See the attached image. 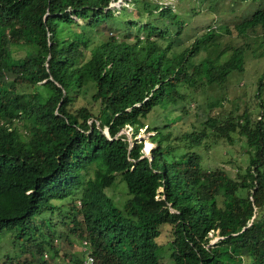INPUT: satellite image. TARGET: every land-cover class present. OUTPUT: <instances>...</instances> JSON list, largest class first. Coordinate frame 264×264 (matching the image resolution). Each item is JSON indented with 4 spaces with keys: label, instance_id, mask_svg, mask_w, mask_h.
Returning <instances> with one entry per match:
<instances>
[{
    "label": "trees",
    "instance_id": "1",
    "mask_svg": "<svg viewBox=\"0 0 264 264\" xmlns=\"http://www.w3.org/2000/svg\"><path fill=\"white\" fill-rule=\"evenodd\" d=\"M130 1L131 10L106 8L109 0H0V239L12 249L0 264H31L43 252L54 259L57 245L80 241L95 264H159L164 232L172 264H264V71L254 94L259 119L247 111L207 116L170 139L155 115L163 112L162 128L180 119L166 109L181 101L187 112L180 88L242 71L244 51L188 69L201 40L173 50L164 25L178 23L170 7ZM262 10L235 34L261 28L264 56ZM105 28L116 30L98 38ZM11 45L24 55L14 58ZM84 89L90 103L71 109L69 92ZM124 125L132 138L143 127L155 132L150 161L139 158L142 142L128 149ZM232 134L248 153L244 165L232 176L205 167L194 148L210 146V136L231 143ZM116 174L128 196L120 207L104 193ZM210 231L218 237L211 244ZM79 254L61 256L79 264Z\"/></svg>",
    "mask_w": 264,
    "mask_h": 264
},
{
    "label": "rangeland",
    "instance_id": "2",
    "mask_svg": "<svg viewBox=\"0 0 264 264\" xmlns=\"http://www.w3.org/2000/svg\"><path fill=\"white\" fill-rule=\"evenodd\" d=\"M124 1V3H123ZM128 0H119L122 5H125ZM171 4L172 12H175L177 17V24L171 22L170 19H164V25L166 26V36L170 41L171 48L175 51H180L188 46L195 38L199 37L203 32L204 28H201L200 23L204 19L205 13L206 18L203 20L204 24H210L212 17L220 19L217 23L222 26L218 30L217 27L211 30H216L215 33L218 35L215 39V51L209 55L212 47L202 48L200 46L197 53L191 57L190 63L188 62V69L197 65L199 62L209 60L212 63H220L226 60L230 54L236 49H241L243 53V69L240 72L230 70L226 77L220 82H213L211 84L203 85L198 89L192 88H180V92L185 95V102L183 107L187 105L189 109H186L184 114L181 109V101L176 102L167 106L169 115L179 114L180 119L173 122L167 123L165 128L160 127V122L163 121V112L156 114L154 118V124L159 125V130L162 133L169 132V138H177L185 132H190L193 126L198 125V122L205 119L207 116L225 117L226 113L240 114L242 111H247L250 118L255 120L260 118V109L258 103L254 98V94L257 86V78L261 76L264 71V56L262 55V43H261V32L260 28H256L253 32H248L247 38L238 36L233 31V24H237L246 20L251 13L257 11L264 6V0H169ZM116 6V5H114ZM129 10L132 9L130 3H127ZM208 7V9H207ZM203 11V12H202ZM215 15V16H214ZM145 19L140 18L138 29L141 30V25ZM79 22V21H78ZM156 23L160 25L157 22ZM141 24V25H140ZM209 25H205V31ZM116 29L105 28L103 32L98 35V38H105L114 34ZM227 30V31H226ZM258 34V35H257ZM257 35V36H255ZM143 36L139 33V37ZM133 38H130V40ZM134 41V40H131ZM247 42L245 47L244 43ZM12 56L14 58L22 57L24 55V49L22 46L11 45L9 46ZM90 89H84L80 93L69 92V97L73 99L71 109L88 105L90 103ZM165 109V111H166ZM194 112L195 116H192ZM168 116H166L167 118ZM105 130V129H104ZM120 130H124L130 139L131 128L123 127ZM154 131H144V127L138 130L137 142H142L143 152L149 146L148 150L153 148L155 143L150 139L154 134ZM233 139L231 143L226 142L224 139H215L212 136L208 138V145L204 147L194 148L198 150L202 158V164L207 168L222 167L232 176L235 167L237 165H244L248 153L243 146L242 138L237 134H232ZM176 143L179 145L183 144V141L177 140ZM176 152H180L176 150ZM93 166H90L86 171V177H92ZM126 187L124 182L120 179L119 175L116 174L113 184L104 190L105 195L111 200V202L120 207L125 199L128 197L126 194ZM78 206V202H76ZM66 209V208H65ZM172 212V209L169 210ZM210 238L209 244L216 241L218 238L216 231H210L208 233ZM158 245H161L158 252L159 264H172L168 254L170 248L167 244L168 236L164 232L156 240ZM80 242H74L72 247L67 244L61 243L57 245V256L51 259L52 263L58 262L59 264H66L62 259V254H69L71 251L79 252ZM12 254L11 245L6 236L2 235L0 239V261L2 260L3 254Z\"/></svg>",
    "mask_w": 264,
    "mask_h": 264
},
{
    "label": "clouds",
    "instance_id": "3",
    "mask_svg": "<svg viewBox=\"0 0 264 264\" xmlns=\"http://www.w3.org/2000/svg\"><path fill=\"white\" fill-rule=\"evenodd\" d=\"M156 3H158V5H159V7H170V10L172 9L171 8V4H170V1L169 0H154ZM249 1H252V0H249ZM123 3H124V1H123ZM123 3H120L119 2V0H109V3H108V5H107V7L106 8H119L120 9V7H122V6H124V7H126L127 9H129L128 7H127V3H130L131 4V6H132V2L130 1V0H128L127 2H126V4L125 5H122ZM114 5H116V6H114ZM262 9H264V6L262 7V8H260V9H257V11H263ZM256 12V11H255ZM252 14L253 13H251L250 14V16L247 18V19H249V18H251V16H252ZM143 19H145V21H146V17H142ZM246 19V20H247ZM139 19H137V25L139 26V21H138ZM245 21V20H244ZM144 20H143V23H142V25H141V27L143 28V25H144ZM241 23V22H240ZM238 24V23H237ZM235 25L236 24H233V27H235ZM141 28V29H142ZM212 28H214V26L213 25H210V26H208L207 27V29H206V31H205V28H204V30L202 31L203 33L199 36V37H197V38H195L194 40H201L200 42V46L204 49V47H203V40L205 39V37L206 36H208L211 32H212ZM261 29V28H260ZM262 30V29H261ZM227 31V30H226ZM258 35V34H257ZM190 45V44H189ZM188 45V46H189ZM188 46H186V47H188ZM200 46H199V48H200ZM185 47V48H186ZM184 49V48H183ZM182 49V50H183ZM199 50V49H198ZM179 52V51H178ZM197 53V52H196ZM195 55V54H194ZM193 57V56H192ZM190 60H191V58L189 59V63H190ZM125 127H128V128H130L128 125H124ZM123 126V127H124ZM122 127V128H123ZM121 131V130H120ZM119 131V132H120ZM102 132H103V129H102ZM119 132L117 133V135H119ZM104 133V132H103ZM105 135L107 136V129H106V132H105ZM130 139H131V141H133V139H134V137L132 138L131 137V135H130ZM128 141V140H127ZM143 147V146H142ZM150 150L151 149H149V154H150ZM144 152H143V150H142V154H143ZM151 155V154H150ZM169 209H171V208H169ZM53 244H57V239H53V242H52ZM79 252H78V254L79 253H81V254H79V256H80V263L79 264H82L83 263V261L84 260H86V258H87V256H90V257H92V259H93V264H95V260H94V258H93V256L89 253V251L87 250V243H86V241H81V243H80V250H78ZM41 262H45V264H53L52 263V261L50 260V257H49V255H48V253L47 252H43L42 253V255H41V259L38 261V260H33V262L31 263V264H39V263H41Z\"/></svg>",
    "mask_w": 264,
    "mask_h": 264
},
{
    "label": "crops",
    "instance_id": "4",
    "mask_svg": "<svg viewBox=\"0 0 264 264\" xmlns=\"http://www.w3.org/2000/svg\"><path fill=\"white\" fill-rule=\"evenodd\" d=\"M207 9H208V7H207ZM172 11V10H171ZM203 12V11H202ZM206 12H208L207 10H205V13ZM174 14H176L175 12H173ZM205 13H204V19L206 18V15H205ZM215 16V15H214ZM203 19V20H204ZM203 20L202 21H197V18H196V22H199L200 23V26H201V28H205V25H213L214 26V28L215 27H217V23H219L220 22V19H218V18H213L212 17V19H211V22H210V24H204L203 23ZM218 28V30L219 29H221L222 28V26L219 24V26L217 27ZM215 31L216 30H212V32L208 35V36H206L205 37V39H204V41H203V47L204 48H206V47H212L211 48V50H210V52L208 53L209 55H211V54H213L214 53V51H215V45H216V43H215V39H216V37L218 36L216 33H215ZM233 31H234V33H235V27L233 28ZM243 38H247L248 36H242ZM232 54V53H231ZM230 54V55H231ZM209 61V60H208ZM234 71H237V70H234Z\"/></svg>",
    "mask_w": 264,
    "mask_h": 264
},
{
    "label": "water",
    "instance_id": "5",
    "mask_svg": "<svg viewBox=\"0 0 264 264\" xmlns=\"http://www.w3.org/2000/svg\"><path fill=\"white\" fill-rule=\"evenodd\" d=\"M104 134L106 132V128L105 130H103ZM133 140H137V139H133ZM128 143H129V146H128V149H130V147L132 146V141L131 140H128ZM143 157H146L149 161L151 160V155L149 153H143L139 158H143Z\"/></svg>",
    "mask_w": 264,
    "mask_h": 264
},
{
    "label": "built area",
    "instance_id": "6",
    "mask_svg": "<svg viewBox=\"0 0 264 264\" xmlns=\"http://www.w3.org/2000/svg\"><path fill=\"white\" fill-rule=\"evenodd\" d=\"M82 264H93V259L90 256H87L86 260Z\"/></svg>",
    "mask_w": 264,
    "mask_h": 264
},
{
    "label": "bare ground",
    "instance_id": "7",
    "mask_svg": "<svg viewBox=\"0 0 264 264\" xmlns=\"http://www.w3.org/2000/svg\"><path fill=\"white\" fill-rule=\"evenodd\" d=\"M123 133H125V132H123ZM125 134H126V133H125ZM126 136H127V134H126ZM135 137H137V136H135ZM148 148H149V146L146 148V151H149ZM142 150H143V149H142ZM144 153H145V152H144Z\"/></svg>",
    "mask_w": 264,
    "mask_h": 264
}]
</instances>
